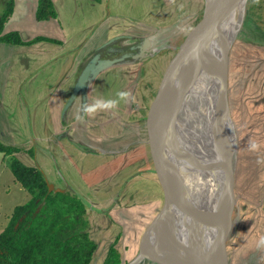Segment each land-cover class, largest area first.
<instances>
[{
	"label": "crops",
	"instance_id": "1",
	"mask_svg": "<svg viewBox=\"0 0 264 264\" xmlns=\"http://www.w3.org/2000/svg\"><path fill=\"white\" fill-rule=\"evenodd\" d=\"M51 2L55 18L37 21L38 0H15L13 13L6 21L7 29L3 33L17 31L25 41L40 36L57 42L0 43V138L7 145L23 149L15 153H23L19 160L43 172L44 161L52 158L67 182L64 188H59H72L80 196H86L88 191L101 195L109 185L112 200L119 190L118 178L122 181L133 168L130 164L134 159L133 144L140 141L136 151H140L138 171L140 166L149 164L145 155V152L150 155L146 115L167 65L165 63L159 70L150 65L157 38L150 28L156 26L142 16L131 17L133 8L128 1L124 7L125 0ZM118 35L126 37L101 49L100 58H117L124 53L129 56L110 67H103L95 76L88 85L87 104L90 106L98 98L116 99L120 91L130 93L128 102L121 101L115 110L82 116L79 96L64 113L65 103L87 61L102 44ZM143 53L151 56L142 59ZM154 72H160V78L156 79ZM262 99L264 101V96ZM115 121L120 131L116 139L109 141L113 131L109 132L108 128ZM32 148L35 154L27 156L25 151ZM248 148L247 161L237 159L232 167L233 177L237 172L240 180L237 183L234 177V190L235 184L236 187L238 184L254 186L262 181L258 174L264 167V157L258 156L262 152L252 145ZM34 160L36 163L32 162ZM149 173L155 188L159 189L162 204L163 194L154 169ZM252 174L254 177L249 179ZM88 206L90 209L92 205ZM234 231L233 221L229 239ZM88 232L90 235L89 228ZM254 256L257 264H263L264 246Z\"/></svg>",
	"mask_w": 264,
	"mask_h": 264
},
{
	"label": "rangeland",
	"instance_id": "2",
	"mask_svg": "<svg viewBox=\"0 0 264 264\" xmlns=\"http://www.w3.org/2000/svg\"><path fill=\"white\" fill-rule=\"evenodd\" d=\"M127 1L133 8L130 11L131 17L142 16V19L149 20L156 26L150 28L157 37L155 48L151 51V53L153 52V59L150 60L152 63L150 65L156 66L155 70L161 69L165 63H168L167 61L174 54L175 48L182 41L184 33L200 19L204 2L203 0H125L124 7L128 5ZM12 2V12L8 18L11 17L15 7V0ZM4 6L7 8V0H0V13H4ZM145 6L148 7L147 10ZM240 13L239 28L229 53L227 77L228 95L231 97L229 106L234 124L233 126L231 123L232 130H230L229 136L232 143L237 142L235 155L233 160L231 158L225 166H216L213 172L214 164L208 159L210 163H208L209 174H207L204 204L217 206L225 205L226 192L228 191L226 186L227 175L234 167L237 159L242 162L247 161L245 155L247 149H250L248 146L255 145L256 150L262 152L258 156L264 157V101L262 99L264 96V0H249L245 9H241ZM6 29L7 23L5 22L2 33ZM149 56L151 54L141 56V58L144 59ZM185 68H187V64L182 73L186 71ZM154 74L157 75L156 79L160 78V72L159 74L154 72ZM191 76L182 81L181 93L187 84V80H192ZM194 82L197 83V81ZM169 97L172 99L170 102L174 105L172 96L169 95ZM250 100H252L251 104L246 103ZM179 117L181 118L180 114H178L177 120H180ZM112 124L108 128L109 132L113 131V133L111 132L113 135H109V141L116 139L117 131H120V125L116 121ZM220 138L225 146L229 143V147H231L228 137L220 136ZM2 139L0 138V142L7 145ZM215 139L209 153L216 150ZM238 140H240L239 143ZM139 142L132 145L134 159L130 164L133 168L124 176L122 181L118 178L120 183L117 184V190L118 187L119 190L114 199L110 200L113 192L109 185L101 195L88 191L85 193L86 196H82L87 204L90 236L97 245L91 264H102L110 244L116 238L115 248L120 253L121 264L129 263L138 254L139 239L145 228L147 229L151 221H155L159 213L161 194L158 193V187L155 188L149 173L153 168L149 152H145L149 164L140 166V171L136 167L140 160V151L136 153ZM19 149L21 152L24 151ZM33 150L35 149L25 151L27 156L35 154ZM22 154L12 153L7 156L0 150V232L7 227L13 209L17 205L29 203L32 198V194L15 180L8 166L10 157L22 159ZM246 156L249 157L250 155ZM141 159L144 160V158ZM32 162L36 163L35 160ZM253 162L250 163L249 167L252 166ZM41 165L43 166L42 163ZM134 166L137 171H135ZM148 166L149 168L146 169L145 167ZM35 168L39 169L46 181L55 187L64 188L66 185V180L52 158L44 161V172L38 167ZM258 174L261 175L262 181H258V184L254 186L251 184L240 186L238 184L236 187L235 184L234 192L237 198L232 213L235 231L228 242L230 244L228 247L230 252L229 264H257L254 253L264 246L261 243L264 241V235L262 237L264 209L261 206L264 202V177H262L264 176V167ZM234 177L235 181L239 183L237 172H235ZM251 177L253 178L254 174L249 179ZM255 177L257 179V175ZM89 204L92 205L90 209ZM202 227L211 250L218 238L219 224L216 222L207 225L202 224ZM198 233V231H193V236H196L200 243L201 239L198 237ZM141 264L157 263L147 259Z\"/></svg>",
	"mask_w": 264,
	"mask_h": 264
},
{
	"label": "water",
	"instance_id": "3",
	"mask_svg": "<svg viewBox=\"0 0 264 264\" xmlns=\"http://www.w3.org/2000/svg\"><path fill=\"white\" fill-rule=\"evenodd\" d=\"M203 1L200 19L184 34L182 41L169 59L147 111L145 123L150 157L163 198L157 218L148 224L139 239L138 254L127 264H141L147 259L157 264H229L228 240L235 206L233 168L227 175L228 191L226 192V203L223 206L203 204L190 199L186 196L187 186L183 176L190 173H203L206 176L208 171L205 163L211 161L214 164L213 172L216 166L223 167L231 158L232 160L234 158L237 142L232 143L229 136L232 130L231 123L233 126L234 124L229 106L227 77L229 53L236 34L226 36L223 30L225 24L235 18L237 11L240 13L241 9H245L249 0ZM124 37L126 36L118 35L102 44L87 61L65 103L64 113L79 96L82 106L87 103L88 85L104 69L103 67H110L129 56V53H124L118 58L105 60L100 58L101 49ZM144 55L148 56L150 53H143ZM202 62L216 79L212 130L216 134L219 133L218 131L221 133L217 134L215 139L216 150L198 162L193 160L189 154V141L184 130L177 142L179 131L177 116L183 87L182 70L186 64H191L189 69L192 73L193 69L197 70ZM169 95L172 96L174 105L170 102ZM220 136L228 137L231 147L229 143L225 146ZM75 145L83 149L79 144L75 143ZM64 190L48 183L49 192H63ZM185 221L189 224H183ZM214 222L219 224L218 238L208 255L201 254L197 249L196 236L189 235L188 230L190 229L193 233L197 229L202 233L204 231L202 224L207 225ZM205 240L207 242V239ZM161 242L168 243V245L179 244L183 247L186 257L170 255L161 246Z\"/></svg>",
	"mask_w": 264,
	"mask_h": 264
},
{
	"label": "trees",
	"instance_id": "4",
	"mask_svg": "<svg viewBox=\"0 0 264 264\" xmlns=\"http://www.w3.org/2000/svg\"><path fill=\"white\" fill-rule=\"evenodd\" d=\"M12 1L8 0L7 10L0 17V43L57 42L40 36L25 41L17 31L2 33L12 12ZM55 16L51 0H38L37 21ZM0 150L7 156L20 151L1 142ZM8 166L15 180L32 194V198L29 203L13 209L7 227L0 232V264H91L97 245L88 232L85 199L73 190L49 192L42 172L16 157L9 158ZM116 240L110 244L102 264H121L120 253L115 248Z\"/></svg>",
	"mask_w": 264,
	"mask_h": 264
},
{
	"label": "bare ground",
	"instance_id": "5",
	"mask_svg": "<svg viewBox=\"0 0 264 264\" xmlns=\"http://www.w3.org/2000/svg\"><path fill=\"white\" fill-rule=\"evenodd\" d=\"M240 18L241 13L237 11L235 18L225 24L223 30L224 35L229 36L234 33L236 34L239 28ZM190 65L191 64H187V68H185L186 71L181 73L183 76L181 81L191 75L194 77V80L191 76L192 80H187V84L185 85L182 94H180L179 114L181 118L179 117L177 142L180 140L181 133L184 130L189 141L188 150L190 156L193 160L201 162L203 157L209 154L210 149L213 146V140L217 135L212 130L216 79L211 75L208 67L205 66L203 62L199 65L197 70L193 69L192 73H190ZM193 81H197V83L195 84ZM204 165L207 166L206 170L208 171V163H205ZM207 174L208 173L206 172V176H204L203 173H190L183 176V180H185L187 186L186 196L204 204ZM184 223H187V225L189 224L187 221L183 222V224ZM195 230L198 231L197 229ZM188 234H193L190 229L188 230ZM198 237L201 241L199 243L196 239L197 249L201 254L208 255L210 252V245L208 240L207 242L205 240L207 239V236H205L204 231H202V233L199 232ZM161 246H163L172 256L180 258L186 257L183 247L179 246V244L174 243L168 245V243L165 244L164 242H161Z\"/></svg>",
	"mask_w": 264,
	"mask_h": 264
},
{
	"label": "clouds",
	"instance_id": "6",
	"mask_svg": "<svg viewBox=\"0 0 264 264\" xmlns=\"http://www.w3.org/2000/svg\"><path fill=\"white\" fill-rule=\"evenodd\" d=\"M129 98H130L129 92L120 91L117 93L116 99L98 98L94 100L90 106L87 103H85L81 107L80 112L83 116L87 114L96 113L98 111L115 110L121 101L128 102ZM253 147H255V145H253ZM261 243H264V241H262Z\"/></svg>",
	"mask_w": 264,
	"mask_h": 264
},
{
	"label": "flooded vegetation",
	"instance_id": "7",
	"mask_svg": "<svg viewBox=\"0 0 264 264\" xmlns=\"http://www.w3.org/2000/svg\"><path fill=\"white\" fill-rule=\"evenodd\" d=\"M7 3H8V0H7ZM5 9H6V7L4 6V11H5ZM4 11H3V12H4ZM2 14H3V13H0V17L2 16ZM123 51H124V50H123ZM121 53H123V52H119V54H121ZM231 220H232V222H233V217L231 218ZM230 234H231V233H230ZM229 240H230V239H229ZM229 240H228V242H229ZM229 245H230V244H228V247H229ZM229 256H230V252L228 251V260L230 259Z\"/></svg>",
	"mask_w": 264,
	"mask_h": 264
}]
</instances>
